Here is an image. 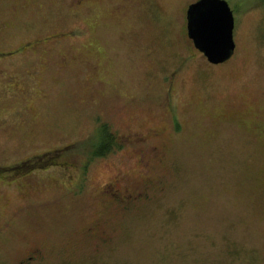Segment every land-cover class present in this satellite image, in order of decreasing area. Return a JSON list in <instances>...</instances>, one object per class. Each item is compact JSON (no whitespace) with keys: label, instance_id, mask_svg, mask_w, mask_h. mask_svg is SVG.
I'll list each match as a JSON object with an SVG mask.
<instances>
[{"label":"rangeland","instance_id":"obj_1","mask_svg":"<svg viewBox=\"0 0 264 264\" xmlns=\"http://www.w3.org/2000/svg\"><path fill=\"white\" fill-rule=\"evenodd\" d=\"M192 1L0 0V264H264V0Z\"/></svg>","mask_w":264,"mask_h":264},{"label":"water","instance_id":"obj_2","mask_svg":"<svg viewBox=\"0 0 264 264\" xmlns=\"http://www.w3.org/2000/svg\"><path fill=\"white\" fill-rule=\"evenodd\" d=\"M186 35L211 63L228 59L234 51V16L226 0H195L185 10Z\"/></svg>","mask_w":264,"mask_h":264},{"label":"flooded vegetation","instance_id":"obj_3","mask_svg":"<svg viewBox=\"0 0 264 264\" xmlns=\"http://www.w3.org/2000/svg\"><path fill=\"white\" fill-rule=\"evenodd\" d=\"M195 0H193L192 2H194ZM191 3V2H190ZM189 4V3H188ZM187 4V5H188ZM187 5L185 6V9H184V30H185V36H186V38H188L187 37V35H186V28H185V10H186V7H187ZM189 39V38H188ZM234 39V38H233ZM190 40V39H189ZM234 42H235V40H234ZM190 43H191V46L192 47H194L193 45H192V42H191V40H190ZM195 50H197L196 48H194ZM198 51V50H197ZM235 51H236V43H235V47H234V51H233V53L231 54V56L228 58V59H226V60H224V61H222V62H219V63H211V62H209L207 59H206V57L204 56V54L202 53V52H199L200 54H202L204 57H205V59L208 61V63L209 64H212V65H219V64H223V63H225V62H227L229 59H231L232 57H233V55L235 54ZM133 136L137 139V140H141L140 138L141 137H139L138 136V133H133ZM51 162L53 161V159H51L50 160ZM50 161H49V163H50ZM104 186H106V188H107V191H108V193H109V195H112V198H114L115 200L117 199L116 197V191L118 190L117 188H116V185L114 184V181H110V183H105L104 184ZM124 198L125 199H132V198H134V196H132V195H127V196H124ZM32 258H33V255H26L25 256V262H23L24 264L25 263H29V262H31V260H32Z\"/></svg>","mask_w":264,"mask_h":264},{"label":"trees","instance_id":"obj_4","mask_svg":"<svg viewBox=\"0 0 264 264\" xmlns=\"http://www.w3.org/2000/svg\"><path fill=\"white\" fill-rule=\"evenodd\" d=\"M102 143H103L104 146H109L108 136H107V138L104 139V142H102ZM103 145H102V147L104 148ZM104 150L106 151V149H104ZM104 150H103V151H99L98 154H100V155H101V154H104V153H105Z\"/></svg>","mask_w":264,"mask_h":264}]
</instances>
